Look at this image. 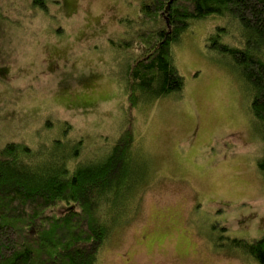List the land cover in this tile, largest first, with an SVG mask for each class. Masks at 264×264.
<instances>
[{"label": "rangeland", "instance_id": "1", "mask_svg": "<svg viewBox=\"0 0 264 264\" xmlns=\"http://www.w3.org/2000/svg\"><path fill=\"white\" fill-rule=\"evenodd\" d=\"M139 2L0 0V146L61 138L82 161L107 151L132 123L123 76L138 56L110 42L134 39L121 19ZM227 23L192 22L174 46L185 89L133 111L149 172L97 264H259L228 239L264 236V174L249 88L207 42Z\"/></svg>", "mask_w": 264, "mask_h": 264}, {"label": "trees", "instance_id": "2", "mask_svg": "<svg viewBox=\"0 0 264 264\" xmlns=\"http://www.w3.org/2000/svg\"><path fill=\"white\" fill-rule=\"evenodd\" d=\"M139 1L138 17L121 19L134 27V39L110 42L119 50H138V56L127 63L123 76L132 123L107 151L82 161L76 159L79 148L71 153L61 138L39 148L18 141L0 146V264L98 263L113 231L131 216L149 172L136 150L133 111L185 89L174 46L192 22L228 21L207 42L231 58L249 88L251 111L261 128L258 168L264 174V0ZM228 239L264 264V236Z\"/></svg>", "mask_w": 264, "mask_h": 264}]
</instances>
